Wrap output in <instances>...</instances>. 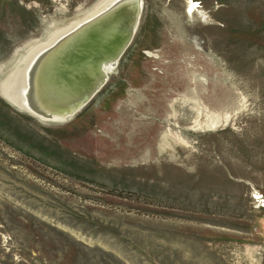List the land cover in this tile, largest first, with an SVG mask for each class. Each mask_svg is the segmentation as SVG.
<instances>
[{"label":"rangeland","instance_id":"obj_1","mask_svg":"<svg viewBox=\"0 0 264 264\" xmlns=\"http://www.w3.org/2000/svg\"><path fill=\"white\" fill-rule=\"evenodd\" d=\"M114 1L0 0V85ZM113 62L61 121L0 86V264H264V0H141Z\"/></svg>","mask_w":264,"mask_h":264},{"label":"bare ground","instance_id":"obj_2","mask_svg":"<svg viewBox=\"0 0 264 264\" xmlns=\"http://www.w3.org/2000/svg\"><path fill=\"white\" fill-rule=\"evenodd\" d=\"M140 2L115 0L102 12L56 30L23 53L16 71L1 88L16 97L21 110L42 120L75 116L103 87V62L119 60L122 45L131 42V30L137 28L140 18ZM92 46L98 55L92 53Z\"/></svg>","mask_w":264,"mask_h":264},{"label":"water","instance_id":"obj_3","mask_svg":"<svg viewBox=\"0 0 264 264\" xmlns=\"http://www.w3.org/2000/svg\"><path fill=\"white\" fill-rule=\"evenodd\" d=\"M140 13H141V2H140V7H139V14H140ZM134 32H135V27L131 30V34H133ZM125 43H126V42H125ZM125 43L122 45V48H121V50H120V52H119V55H120V56H121L122 53L124 52L125 48L128 46V44L126 43V45H125ZM124 45H125V46H124ZM113 50H114V48H113ZM91 51H92V53L97 52L95 46H92V47H91ZM103 53H104V52H103ZM103 55H106V52H105ZM103 55H102V57H105V56H103ZM111 61H114L113 64H115V62H116L115 60H110V59H109V60L104 61L103 64L107 65V64L110 63ZM101 67H102V66H101ZM100 69H101V68H100ZM103 72H104V71H103ZM105 75H106V74H105ZM97 91H98V90H97ZM95 93H96V92H95ZM95 93H94V94H95ZM94 94H93V95H94ZM93 95H92V96H93ZM89 100H90V99H89ZM89 100H88V101H89Z\"/></svg>","mask_w":264,"mask_h":264}]
</instances>
